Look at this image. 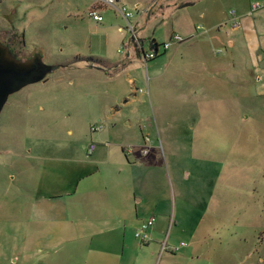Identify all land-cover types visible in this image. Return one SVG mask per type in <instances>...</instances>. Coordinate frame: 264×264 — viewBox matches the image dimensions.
Masks as SVG:
<instances>
[{"label": "rangeland", "instance_id": "rangeland-1", "mask_svg": "<svg viewBox=\"0 0 264 264\" xmlns=\"http://www.w3.org/2000/svg\"><path fill=\"white\" fill-rule=\"evenodd\" d=\"M183 1L117 0L131 14L129 32L113 7L97 6L100 21L88 17L97 0H0V43L10 37L19 59L38 54L63 65L10 93L0 109V264H264V242L256 243L259 231L264 236V98L221 93L212 107L184 104L180 91L191 82L177 57L167 62L173 46L160 48L168 31L182 34L186 13L194 16V4L178 7ZM131 37L144 52L154 39L157 53L143 62ZM78 57L122 65L106 75ZM144 136L154 148L127 155L128 164L123 156L97 170L86 162L90 142L97 151L121 137L126 149L146 144ZM78 167L90 174L70 191L128 185L139 198L136 214L98 225L89 211L98 204L79 202L77 217L31 220L22 187L38 189L40 179L42 194H52ZM149 216L142 242L134 231Z\"/></svg>", "mask_w": 264, "mask_h": 264}, {"label": "crops", "instance_id": "crops-1", "mask_svg": "<svg viewBox=\"0 0 264 264\" xmlns=\"http://www.w3.org/2000/svg\"><path fill=\"white\" fill-rule=\"evenodd\" d=\"M251 3H257L259 6L249 11ZM193 4L194 16L186 13L182 25L179 26L182 31L180 36L185 38L183 40L185 42L170 43L169 45L173 48L167 58L168 62L177 57L182 67L184 81L191 82L180 91L184 104L197 102L209 104L212 107L221 93L235 97L264 98V0H185L179 3L178 7ZM137 5L138 3L134 2L133 6ZM228 11H232L233 18L238 22V27L235 29H230L228 26L230 19L227 15ZM193 21L196 23L193 24ZM195 26L201 29H194ZM171 35H173L172 31H168L166 40ZM150 40L154 41V39ZM220 84H223L225 88L223 92L219 91ZM192 125H197V119L189 124L185 123L184 128L190 131L191 129L188 128ZM109 133L108 130L105 135ZM204 135L203 133L195 134L197 138L194 141L197 146H204L207 139ZM144 137L147 138L146 144L143 141L141 145L131 143L130 148L126 149L123 148L124 141L121 137L116 141H113L115 139L110 140L111 142L102 141L103 148L95 151L93 147L89 152L90 158L86 159V162L92 164L97 170L96 164H106V162L109 164L110 161L123 156L125 163L128 164V156L131 155V159L135 160L139 156L146 155L147 148H154L152 144L147 145L149 139L147 136ZM9 150L11 149L6 148L2 152L9 154L12 152ZM21 152H23L22 148ZM39 154L38 152V158ZM73 160L77 159L74 157ZM13 169L19 176L22 175L19 167L14 166ZM78 169L81 170V167L75 169L74 178L59 179V186L52 194H42L40 179H38V189L35 185L22 187L25 193L28 192L27 202L31 220L41 224L63 222L77 215L72 208L79 202L98 204L89 210L98 216V219L94 221L98 225H109L113 221L124 222L130 219L131 212L136 214L135 204L139 198L134 196L128 185L120 187L86 185L78 190L75 187L70 191L68 187L71 182L84 180L90 174V171L80 172ZM128 176L131 184L137 178L131 169ZM109 205H111L110 212L106 214L104 211ZM112 216L115 219H112ZM258 235L256 243L261 246L264 242L263 232L259 231Z\"/></svg>", "mask_w": 264, "mask_h": 264}, {"label": "water", "instance_id": "water-1", "mask_svg": "<svg viewBox=\"0 0 264 264\" xmlns=\"http://www.w3.org/2000/svg\"><path fill=\"white\" fill-rule=\"evenodd\" d=\"M56 67L58 64L43 63L38 54L16 58L5 44L0 43V109L10 93L27 84L44 81L46 74Z\"/></svg>", "mask_w": 264, "mask_h": 264}, {"label": "built area", "instance_id": "built-area-1", "mask_svg": "<svg viewBox=\"0 0 264 264\" xmlns=\"http://www.w3.org/2000/svg\"><path fill=\"white\" fill-rule=\"evenodd\" d=\"M100 4L109 6V7H113L115 10H117L119 12V14L121 15V17L124 19L125 21V26L124 29L128 30L129 32H132V26L129 24L128 22V18L130 17V12L122 5L117 3V0H97L96 4L94 6H92L89 11L87 12V16L90 17L92 20L94 21H100L101 20V16L99 14V12L96 10L97 6H99ZM259 5L257 3H251L249 5V11L254 10L255 8H257ZM227 15L230 17L229 21H228V26L230 29H235L238 27V22L237 20H235L233 18V13L232 11H228ZM194 29H201L199 26H195ZM133 42H134V47L139 50V52L141 53V59L143 62H145L146 60L152 58L156 53H157V49L158 46L157 45H153L152 42L149 43L148 45V49L147 51H142L140 44L141 42L138 41V39L131 37ZM185 38L173 34L171 35L166 41L160 43V48L162 50H164L170 43H180L184 40ZM153 45V46H152ZM91 131H96L100 129V126H92L89 128ZM94 147V143L90 142L87 147H86V152L87 154L93 149ZM143 152V151H142ZM153 222V216H149L144 222H142L139 226V228L137 230L134 231V236L136 238H139L140 241L145 242L147 241L149 238L145 232V229L150 226ZM181 244V243H180ZM161 250H163V245L161 246Z\"/></svg>", "mask_w": 264, "mask_h": 264}, {"label": "trees", "instance_id": "trees-1", "mask_svg": "<svg viewBox=\"0 0 264 264\" xmlns=\"http://www.w3.org/2000/svg\"><path fill=\"white\" fill-rule=\"evenodd\" d=\"M141 42V41H140ZM152 44L153 45H157L156 43H154V41L152 40ZM137 51V50H136ZM12 54V53H11ZM13 55V54H12ZM14 56V55H13ZM77 60H82L86 66L88 67H94V68H100L101 71H103L104 74L106 75H111L113 74L114 72H116L119 67L122 65V64H114V65H111L110 67H99L94 61H96L97 59L95 58H91V57H78L76 58Z\"/></svg>", "mask_w": 264, "mask_h": 264}, {"label": "flooded vegetation", "instance_id": "flooded-vegetation-1", "mask_svg": "<svg viewBox=\"0 0 264 264\" xmlns=\"http://www.w3.org/2000/svg\"><path fill=\"white\" fill-rule=\"evenodd\" d=\"M14 36V35H13ZM20 36H21V34L20 35H18V38H20ZM13 40V39H12ZM12 40H10V37H8L7 38V40L6 41H4L5 43V45L7 46V48L10 50V52L14 55V57H16V58H18V56L17 55H15V53L13 52V49H12V44H13V41ZM20 41H21V39H19ZM30 55V54H29ZM29 55L27 56V57H29ZM60 66H63V65H59L58 64V67H60Z\"/></svg>", "mask_w": 264, "mask_h": 264}]
</instances>
